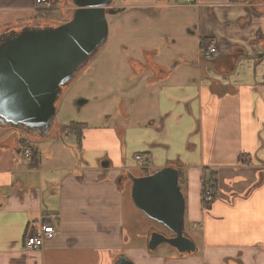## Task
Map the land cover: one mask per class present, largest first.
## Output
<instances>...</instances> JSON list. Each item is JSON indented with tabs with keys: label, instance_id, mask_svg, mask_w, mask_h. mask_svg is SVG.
Instances as JSON below:
<instances>
[{
	"label": "crops",
	"instance_id": "1",
	"mask_svg": "<svg viewBox=\"0 0 264 264\" xmlns=\"http://www.w3.org/2000/svg\"><path fill=\"white\" fill-rule=\"evenodd\" d=\"M51 1L65 16L75 10ZM116 1L119 55L104 66H122L119 93L104 91L111 114L81 135L55 121L44 137L0 141V264H264V0ZM39 11L35 0H0V18L9 17L0 34L49 25ZM212 39L218 52L208 59ZM21 138L38 149L37 165ZM171 165L185 172L190 255L169 245L150 252L152 228L139 236L145 245L129 246L125 233L131 178ZM207 170L218 194L205 208ZM44 222L54 236L29 250L28 234Z\"/></svg>",
	"mask_w": 264,
	"mask_h": 264
},
{
	"label": "water",
	"instance_id": "2",
	"mask_svg": "<svg viewBox=\"0 0 264 264\" xmlns=\"http://www.w3.org/2000/svg\"><path fill=\"white\" fill-rule=\"evenodd\" d=\"M114 0H72L69 21L57 26H25L0 34V125L46 136L57 116V101L65 84L107 42V16L121 8ZM86 101L81 100L79 105ZM180 169L167 166L154 174L132 177L135 206L169 232L151 230L150 252L162 244L179 254L197 251L186 232V201L179 186ZM116 264H133L121 257Z\"/></svg>",
	"mask_w": 264,
	"mask_h": 264
},
{
	"label": "rangeland",
	"instance_id": "3",
	"mask_svg": "<svg viewBox=\"0 0 264 264\" xmlns=\"http://www.w3.org/2000/svg\"><path fill=\"white\" fill-rule=\"evenodd\" d=\"M114 3L115 7H118L117 4H120V1L114 0ZM179 4L184 5L186 3L179 0ZM70 17L71 15L64 16L59 21L68 20ZM119 17L120 14L107 16L109 25L107 42L89 61L88 65L80 70L73 80L63 86L61 96L57 101V116L55 118L57 126L60 129L63 128V125L65 127L71 123L87 124L88 126L100 124L105 120V114H111L113 101L107 98L104 91L106 87L112 85L116 89L115 93H119L117 88L119 87L120 76L116 73L122 69V66L118 63L111 67L104 66L109 62L111 55L119 53L117 46L113 42L116 37L114 33L115 21ZM8 18V16H1L0 26ZM50 22L51 24H57L54 20H50ZM116 39H119V36ZM92 69H94L93 72ZM81 100H85L86 102L83 105H79ZM112 118H114V115ZM19 131L21 130H14L0 125V141L6 137L5 135L20 133ZM2 152L1 150L0 154ZM125 219V233L129 241V246L136 243L145 245L144 238L140 240L139 236L143 237L145 230H147L146 228H152V230L170 234L162 224L148 218L136 208L130 199L129 201L126 200L125 203ZM167 248H169L167 244H162L159 248V254L168 252Z\"/></svg>",
	"mask_w": 264,
	"mask_h": 264
},
{
	"label": "trees",
	"instance_id": "4",
	"mask_svg": "<svg viewBox=\"0 0 264 264\" xmlns=\"http://www.w3.org/2000/svg\"><path fill=\"white\" fill-rule=\"evenodd\" d=\"M39 16L37 17L38 19H43L45 21H50L54 20L57 22V24H51L47 23L52 26H57L62 23H65L68 20H62L59 21V19H63L65 14L63 11L57 8H50L47 10H40L39 11ZM59 21V22H58ZM240 56V54H239ZM85 124H80V123H71L70 125L66 126V131L68 133H76L77 135H81L83 128H85ZM20 145L21 147L25 149H29L31 151V162L33 165H37V163L40 160V154L38 149L34 146L33 142L26 138H21L20 139ZM156 172H150L146 171L144 173V176L154 174ZM185 172L180 171V178H179V186L183 192V189L185 187ZM211 195V199L209 201H205L204 195L208 193ZM218 194V176L217 173L211 170L205 171V177L203 180V204L205 208H208L210 205V202L215 200Z\"/></svg>",
	"mask_w": 264,
	"mask_h": 264
},
{
	"label": "built area",
	"instance_id": "5",
	"mask_svg": "<svg viewBox=\"0 0 264 264\" xmlns=\"http://www.w3.org/2000/svg\"><path fill=\"white\" fill-rule=\"evenodd\" d=\"M186 4H197L196 0H181ZM35 6L40 10H47L53 7L51 0H35ZM218 52L217 42L212 39L208 42V44L203 49V54L206 58L210 59L214 57ZM25 153L30 156L31 151L29 149L25 150ZM137 161L143 163L144 168H148L151 166V161L147 160L141 156H136ZM205 201H209L211 199V195L206 193L204 195ZM55 234V228L52 224L48 222H44L40 224L39 229L36 232H31L28 234L26 239V246L29 250H39L43 247L45 240L50 239Z\"/></svg>",
	"mask_w": 264,
	"mask_h": 264
},
{
	"label": "flooded vegetation",
	"instance_id": "6",
	"mask_svg": "<svg viewBox=\"0 0 264 264\" xmlns=\"http://www.w3.org/2000/svg\"><path fill=\"white\" fill-rule=\"evenodd\" d=\"M170 235V234H169Z\"/></svg>",
	"mask_w": 264,
	"mask_h": 264
}]
</instances>
